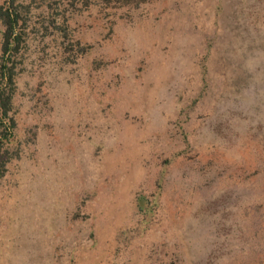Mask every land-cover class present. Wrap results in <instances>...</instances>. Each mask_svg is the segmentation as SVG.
<instances>
[{"label": "rangeland", "instance_id": "obj_1", "mask_svg": "<svg viewBox=\"0 0 264 264\" xmlns=\"http://www.w3.org/2000/svg\"><path fill=\"white\" fill-rule=\"evenodd\" d=\"M10 5L0 264H264V0Z\"/></svg>", "mask_w": 264, "mask_h": 264}, {"label": "trees", "instance_id": "obj_2", "mask_svg": "<svg viewBox=\"0 0 264 264\" xmlns=\"http://www.w3.org/2000/svg\"><path fill=\"white\" fill-rule=\"evenodd\" d=\"M19 12L10 5L8 7L0 6V21L2 23V32L0 36V150L9 142L11 135L10 129L14 126V119L8 115L12 105L14 88V64L11 61L20 49L23 38L17 30ZM0 151V176H2V166L5 161Z\"/></svg>", "mask_w": 264, "mask_h": 264}]
</instances>
